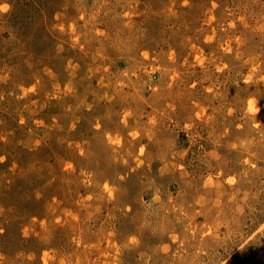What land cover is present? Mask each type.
I'll return each instance as SVG.
<instances>
[{"label":"rangeland","instance_id":"obj_1","mask_svg":"<svg viewBox=\"0 0 264 264\" xmlns=\"http://www.w3.org/2000/svg\"><path fill=\"white\" fill-rule=\"evenodd\" d=\"M0 264H264V0H0Z\"/></svg>","mask_w":264,"mask_h":264}]
</instances>
